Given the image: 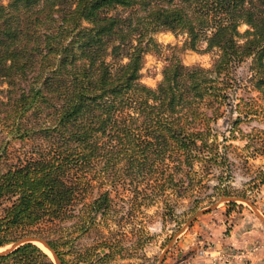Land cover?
<instances>
[{"label": "trees", "instance_id": "1", "mask_svg": "<svg viewBox=\"0 0 264 264\" xmlns=\"http://www.w3.org/2000/svg\"><path fill=\"white\" fill-rule=\"evenodd\" d=\"M159 31L185 34L188 49L205 44L210 66L173 56L154 88L144 84ZM0 87L4 133L34 146L23 162L0 168V246L9 232L33 234L65 264L58 243L31 231L72 220L81 203L93 223L109 204L105 190L86 203L94 170L116 175L123 161L122 176H164L159 191L175 198L202 183L196 162L227 171L210 122L223 108L236 111L232 132L254 111V98L239 91L264 98V0H0ZM0 264L54 262L27 243Z\"/></svg>", "mask_w": 264, "mask_h": 264}, {"label": "rangeland", "instance_id": "2", "mask_svg": "<svg viewBox=\"0 0 264 264\" xmlns=\"http://www.w3.org/2000/svg\"><path fill=\"white\" fill-rule=\"evenodd\" d=\"M245 29V25L239 27L241 32ZM152 38L158 46L146 55L141 70V81L149 87L156 86L163 66L173 56L184 65L207 68L212 62L213 53L204 51L205 44L198 50L187 48L185 34L159 31ZM238 75L242 78L248 75L247 64L238 69ZM242 95L254 98V111L248 117L241 115V121L232 132L229 131L231 122L239 116L236 111L223 108L224 115L210 122L212 132L218 135L220 152L228 157L226 172L216 164L205 170L196 162V180L202 183L192 186L181 198H175V191L171 189L159 191L164 176L141 172H134L133 177L126 173L122 176V161L116 175L97 170L91 175L97 179L86 203L103 190L109 192L108 207L93 223H87L89 216L81 203L75 208L72 220L33 227L31 232H39L58 243L60 250L67 253L62 255L65 264H181L193 252L199 256L202 244L225 252H229L228 249L243 252L246 247L257 245V240L240 246L223 241L240 224L243 213L256 219L260 229L264 230V98L248 89L239 91L238 96ZM33 149V144L6 135L0 125L1 169L23 162ZM227 174L228 177L224 178ZM224 188L230 195H220ZM223 199L236 201L222 202ZM32 235L9 232L8 238L12 241L0 249ZM37 246L54 262L47 249ZM168 258L170 260L166 261Z\"/></svg>", "mask_w": 264, "mask_h": 264}, {"label": "crops", "instance_id": "3", "mask_svg": "<svg viewBox=\"0 0 264 264\" xmlns=\"http://www.w3.org/2000/svg\"><path fill=\"white\" fill-rule=\"evenodd\" d=\"M243 215L244 216L241 219L240 224L236 225L230 234L227 235L225 238L226 240L224 239L223 241L240 246L246 242L257 240V245L255 244L246 247L244 251L242 250L243 255L236 259L233 263L213 262L210 258L198 256L195 252H193L183 259L181 264H264V230L260 229V225L256 219H253L244 213ZM169 255L171 256L173 254L170 253ZM169 260L170 258L166 261Z\"/></svg>", "mask_w": 264, "mask_h": 264}, {"label": "water", "instance_id": "4", "mask_svg": "<svg viewBox=\"0 0 264 264\" xmlns=\"http://www.w3.org/2000/svg\"><path fill=\"white\" fill-rule=\"evenodd\" d=\"M232 201L235 202L236 200H232V199H223L222 200V202H232ZM27 243H32L35 245L40 244L43 248L47 249L50 252L52 258L54 259L55 264H61L59 258L55 254L54 250L50 247L48 241L45 238H42L39 236H25V237L20 238L18 241H16L10 247L0 249V256L8 255L9 253H11L13 250L18 248L19 246L27 244Z\"/></svg>", "mask_w": 264, "mask_h": 264}, {"label": "built area", "instance_id": "5", "mask_svg": "<svg viewBox=\"0 0 264 264\" xmlns=\"http://www.w3.org/2000/svg\"><path fill=\"white\" fill-rule=\"evenodd\" d=\"M202 245L199 248V256L210 258L213 262L233 263L236 259L240 258L243 255L242 252L238 250L235 251L228 249L229 252H225V250L221 248L215 249L211 248L209 245H207L206 247Z\"/></svg>", "mask_w": 264, "mask_h": 264}, {"label": "bare ground", "instance_id": "6", "mask_svg": "<svg viewBox=\"0 0 264 264\" xmlns=\"http://www.w3.org/2000/svg\"><path fill=\"white\" fill-rule=\"evenodd\" d=\"M40 245V244H39Z\"/></svg>", "mask_w": 264, "mask_h": 264}]
</instances>
